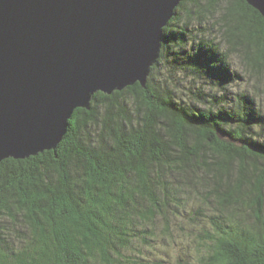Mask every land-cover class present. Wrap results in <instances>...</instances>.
Segmentation results:
<instances>
[{"label":"trees","instance_id":"1","mask_svg":"<svg viewBox=\"0 0 264 264\" xmlns=\"http://www.w3.org/2000/svg\"><path fill=\"white\" fill-rule=\"evenodd\" d=\"M191 1L202 21L220 0L176 9L146 87L97 92L54 149L0 161V264H142V248L152 251L159 230L172 237L170 213L192 199L193 220H205L193 236L202 264H264V110L246 91L220 106L200 87L188 100L158 78L167 63L225 92L235 79L213 41L187 46L177 22ZM226 1L229 50L262 76L264 16Z\"/></svg>","mask_w":264,"mask_h":264},{"label":"water","instance_id":"2","mask_svg":"<svg viewBox=\"0 0 264 264\" xmlns=\"http://www.w3.org/2000/svg\"><path fill=\"white\" fill-rule=\"evenodd\" d=\"M183 1L0 0V161L54 149L97 92L146 87Z\"/></svg>","mask_w":264,"mask_h":264},{"label":"rangeland","instance_id":"3","mask_svg":"<svg viewBox=\"0 0 264 264\" xmlns=\"http://www.w3.org/2000/svg\"><path fill=\"white\" fill-rule=\"evenodd\" d=\"M227 3L226 0H220L218 5L211 8L212 12H209L208 16L204 17L202 21L197 18H191L189 15L193 13V2L187 3L185 8L180 10V18L177 25L181 28L179 30L187 32L186 36L189 38L187 46L191 48L193 39L199 40H211L215 45L219 46L220 51L229 53V61L231 63V70L235 71L234 80L228 85V91L220 89L218 84L213 81H206L199 79H193L187 73H181L178 70H172L169 64L161 63L159 65L158 78L164 86L176 88L181 92L180 96L191 100L196 98V94L190 92V89L200 87L209 100H218L220 106L226 103L229 104L233 95H237L239 92H248L257 98V102L264 110V75L255 76L249 72L242 64L240 55L233 50H229V45L226 42L224 36V30L222 28V12L221 9ZM218 6V9L216 8ZM178 29V28H177ZM172 47V46H171ZM238 51V50H237ZM170 52V51H169ZM171 54L167 57L168 60L172 58ZM162 61V60H161ZM167 65L170 67L167 69ZM171 70V72H170ZM214 95H216L214 97ZM215 101L214 103H216ZM210 104V103H209ZM185 201V200H184ZM189 201V200H188ZM193 201V202H192ZM187 202L185 209L179 207L174 214L170 213L171 228L173 229L172 237L165 235L163 231L159 230L155 235V239H152V251L146 250L145 246L143 252L148 260H144L142 264H177L180 258L186 256V262L184 264H202V256H199L201 249L197 247V243L194 240V235L199 232L204 224V216H197L198 219L193 220V216L190 212L194 213L197 210V200L192 199ZM137 252V251H136ZM135 252V253H136ZM134 253V254H135ZM205 255V253H203Z\"/></svg>","mask_w":264,"mask_h":264},{"label":"bare ground","instance_id":"4","mask_svg":"<svg viewBox=\"0 0 264 264\" xmlns=\"http://www.w3.org/2000/svg\"><path fill=\"white\" fill-rule=\"evenodd\" d=\"M239 26V25H238ZM240 35V34H239ZM163 46V45H162ZM154 66V65H153ZM220 224V223H219Z\"/></svg>","mask_w":264,"mask_h":264}]
</instances>
